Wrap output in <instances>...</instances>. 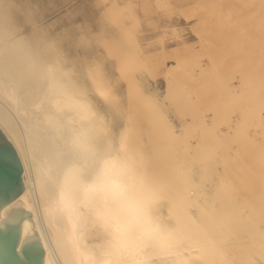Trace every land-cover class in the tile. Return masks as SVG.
<instances>
[{
    "label": "bare ground",
    "instance_id": "6f19581e",
    "mask_svg": "<svg viewBox=\"0 0 264 264\" xmlns=\"http://www.w3.org/2000/svg\"><path fill=\"white\" fill-rule=\"evenodd\" d=\"M130 3L108 5L110 18L122 21L120 9ZM54 12L43 0H0V132L21 160L24 183L16 200L0 206V220L31 216L19 223L11 252L24 262L22 244L38 239L42 264H127L112 252L105 220L82 199L70 215L61 198L70 169L91 177L101 159L120 156L171 237L166 249L144 255L145 264H264V1L237 17L245 26L205 27L201 41L186 45L175 24L180 15L168 17L152 59L162 67L153 83L141 77L146 57L123 59L128 48L107 61L112 35L98 43V26L84 27L88 11L45 21ZM208 13L224 19L215 6ZM204 21L192 29L209 26ZM124 34L126 26L118 38ZM227 46L239 56L229 65ZM198 47L215 53L191 82L209 97V114L200 113L190 97L195 86L187 91L181 78ZM255 126L261 132L250 135ZM238 140L248 143L236 148Z\"/></svg>",
    "mask_w": 264,
    "mask_h": 264
},
{
    "label": "rangeland",
    "instance_id": "374dc122",
    "mask_svg": "<svg viewBox=\"0 0 264 264\" xmlns=\"http://www.w3.org/2000/svg\"><path fill=\"white\" fill-rule=\"evenodd\" d=\"M115 1H116L117 5H119V4L122 5L123 2L126 1V0H100V1H98V0H43V2L46 3L47 7L55 10V12L51 16H49V18L47 17L49 20L46 19L45 21H48V22L50 20L52 21V19H56L57 16L59 17L61 14H62V17L67 18L68 15H71V14L75 13V11L79 10V9H83L85 11H88L89 15H88L87 19L85 17H84L85 19H83L84 27H85L86 30H88V29L92 28V25H94L96 27L98 26V29L96 28V30L94 31L95 33H93V35H95V36L97 35L98 36V37L96 36L97 37V42L99 40L102 41L103 38L106 39L105 37H107V39H108L109 37H111L110 34L112 35V38H111L112 41L111 42H113L114 44L111 45L112 44L111 43L110 46L108 45L110 49L108 47H107L108 49L106 48V52L109 53L108 55L109 56L111 55L110 57L108 55H106V57L108 56L106 58L107 61H110V62L115 61L116 62V59L118 60L119 56L122 57V55H120L121 53L116 54L118 52V50L120 48H123V49L124 48H128L127 50H124L123 59L128 57L131 60H133L135 56H138V57H141V58L146 57V58L143 59L144 63L141 64V65L145 66L144 69H142V71H141V74H142L141 77H143L144 79H147L148 81L153 83L152 82L153 81L152 75L153 74L157 75V72H159L162 67L158 66L157 63L156 64L153 63L152 59L154 57H156L157 55H159V52H160V50H158V48H160V43H159V41H160V33L159 32H161V29H162L163 26L167 25L166 19L168 17H170V16L171 17H175V16L180 15L179 16V20L177 22H175V24H177L179 28L181 27L180 31H182L181 32V36H183V38L180 37V39H179V42L181 41L180 43L185 44L184 42H186V41H189V42H196L197 41L198 42V41L202 40L200 35H199V32L201 30V32L203 33L205 27H206L205 30L207 31V29L211 30V28L213 29V27H218L219 29H224V28L228 27V28L231 29V25H236V26L238 25V27L241 28L240 23H244L243 25L245 26L247 24L246 22H242V21H236L235 22L237 17L240 16V15L243 16L244 14H250L251 13L252 4L253 5H255V4L259 5L264 0H261V1L259 0V2H258V0L257 1L253 0L254 2H252L251 5L247 4V0H130L131 3L129 4V6L122 7L120 9L121 19H122L123 22L121 20L119 21L118 19L110 18L111 17V14L109 12L110 8H108V7L111 6L110 4L115 2ZM212 6H215V7H217L220 10L221 16L224 17V19L221 17L223 20L219 18L220 16L217 17L216 16L217 14H214V16H213V13H210V14L208 13L209 9H211ZM226 6H228V7H226ZM78 7H80V8H78ZM144 7H145L146 11H145ZM230 8L240 9V11L239 12H237V11L236 12L235 11L234 12H230ZM68 10H69L70 13L67 12ZM132 11H133V14H134V18L130 16ZM223 12H225L227 14L224 15ZM105 13L109 14V16L107 14H105ZM63 14H65V15H63ZM98 14H99V16H98ZM100 14L103 17H101ZM104 14H105V16H104ZM94 15H96V16H94ZM106 16H108L107 19H105ZM110 19H111V21H110ZM202 19L205 20L204 22H208L206 24L209 25V26L205 25L203 27V24H202V27L196 28V30L194 31L192 29V26L194 24L198 23L199 21H201ZM212 19H214L216 21H212ZM131 20H132V22H131ZM211 21H212V23H211ZM104 22H105V24H104ZM100 24L104 28L103 27L101 28ZM125 26L128 29L129 34H124L126 37L122 36V38H121V36H120V38H118L119 37L118 36L119 32L123 31ZM102 29H103V31H102ZM113 30H115V32H113ZM137 30H138V32H137ZM105 34L106 35L108 34V35L106 36ZM127 35H128V37H127ZM102 36H103V38H102ZM205 36L207 37V35H205ZM222 36H223L222 38L226 39V40L232 37V35L231 34L229 35V33L227 35L224 34ZM144 37H147L148 39L143 40ZM168 39H169V37L167 38V40ZM131 40H134L136 45H137L136 53L133 50V45L129 43V41H131ZM165 40H166V38H165ZM213 40H217V37L213 38ZM117 41H119V43ZM115 43L117 44V46H115V48H114L113 46L115 45ZM124 45H125V47H124ZM127 46H129V47H127ZM199 47L201 48V46H199ZM130 48H131V50H130ZM200 48H199V50H197L198 54L195 55V53H194V56L193 55L189 56L186 59L185 63H186L187 66L184 67L183 70L181 71V74H182L181 78L188 82L187 83V88H186L187 91H191V88H189V87L195 86V93L193 94V96H190V97L193 98L192 100L195 101V106L199 109L200 113L202 112V113H205V114H209L208 108L205 106V103H206V101H208L209 97H207L206 95H202V94L198 95L197 92H199V89L197 87V82H194V83H191V82H192L193 78L195 79V75L200 73L199 72L200 68L198 67L199 68L198 69L197 65L199 66L200 62H201V65L207 63L209 66H212L213 63L209 60V57L212 58L211 60H213L215 53L210 55V53H208L209 51L207 49L205 51V49L201 50ZM215 48L217 49V46ZM215 48L212 47V52H214L216 50ZM229 48L227 46V51H228L227 52L228 53L227 57L230 55L229 59H227L228 65L231 64L234 61V58L236 59V57H239V56H235L234 55V52L231 51V47L230 46H229ZM115 49H117V50H115ZM164 49H165L164 51H167L169 49V45H166L164 47ZM155 50H156V52H155ZM109 51L110 52L113 51V52L110 54ZM149 51H154V53L153 52H149ZM127 52H128V54H127ZM114 53L116 54V56L117 55L118 56L116 57ZM112 54L114 55V57H116V58H114V60L112 58V56H113ZM259 55H264V54H259ZM123 59L121 60L122 63L124 61ZM197 62H198V64H196ZM243 63L246 64L245 61ZM188 65H190V66H188ZM194 65H196V66H194ZM261 70H263V69H261ZM148 75H150V76H148ZM195 81H196V79H195ZM234 83H235V81H233V80L231 82H229V84L232 85V86H233ZM146 84H147V81L145 82V85ZM237 86H238V89L243 90L241 85L237 84ZM160 87H161V89L163 91L164 90V84H161ZM167 104H170V102H167ZM185 117H186V118H184L185 120H190L191 119L189 116H185ZM234 119H236V116H234ZM255 121H256L255 122L256 124L259 122L258 119H255ZM256 130L261 132L260 131L261 130L260 127L259 126H255V129H254V127L251 128L250 135L255 136L257 134ZM192 142H193V140H192ZM195 142L196 141L194 139L193 143H195ZM241 142H242V145L243 144L246 145L248 143L246 141L238 140L237 142H233V144H234L233 146L236 147V148L237 147L241 148V144H240ZM227 150H230V149L227 148ZM246 150H247V148H246ZM247 183H253V181L250 180Z\"/></svg>",
    "mask_w": 264,
    "mask_h": 264
},
{
    "label": "clouds",
    "instance_id": "9594fccd",
    "mask_svg": "<svg viewBox=\"0 0 264 264\" xmlns=\"http://www.w3.org/2000/svg\"><path fill=\"white\" fill-rule=\"evenodd\" d=\"M61 198L70 215L78 200L86 201L109 225L112 252L118 260L126 258L127 264H145L143 257L149 250H163L170 244V234L152 212L151 196L123 157H104L91 177L70 169Z\"/></svg>",
    "mask_w": 264,
    "mask_h": 264
},
{
    "label": "water",
    "instance_id": "95a60500",
    "mask_svg": "<svg viewBox=\"0 0 264 264\" xmlns=\"http://www.w3.org/2000/svg\"><path fill=\"white\" fill-rule=\"evenodd\" d=\"M23 165L15 148L0 132V206L16 200L24 191ZM31 218L29 213L7 216L0 220V264H42V249L35 239L22 244L24 262L11 248L16 244L19 223Z\"/></svg>",
    "mask_w": 264,
    "mask_h": 264
}]
</instances>
